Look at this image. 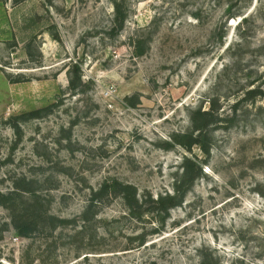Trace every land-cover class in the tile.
<instances>
[{"label": "rangeland", "instance_id": "rangeland-1", "mask_svg": "<svg viewBox=\"0 0 264 264\" xmlns=\"http://www.w3.org/2000/svg\"><path fill=\"white\" fill-rule=\"evenodd\" d=\"M118 1L0 0V191L45 199L24 236L0 205V264H264V0ZM183 164L167 213L92 200L172 194Z\"/></svg>", "mask_w": 264, "mask_h": 264}, {"label": "trees", "instance_id": "trees-1", "mask_svg": "<svg viewBox=\"0 0 264 264\" xmlns=\"http://www.w3.org/2000/svg\"><path fill=\"white\" fill-rule=\"evenodd\" d=\"M124 2L114 0L113 7L115 10L114 18L119 21L122 13ZM81 83V67L78 62H75L69 69V84L73 88L78 87V83ZM212 99L210 102L212 103ZM51 107V106H50ZM50 108L46 107L43 109L33 110L27 112L19 117L20 120H27L31 118L41 117L44 111H49ZM200 116H209L210 111H201V107L196 111ZM19 121L13 123V127L19 128ZM208 124H201L196 126L198 135L202 132L203 127ZM178 141L177 139H175ZM199 140H195L194 143H198ZM179 143H183L179 140ZM201 143V142H200ZM201 147L207 151V148L201 144ZM183 170L174 183V193H166L165 195H159L156 199L145 198L141 200L138 198L137 188L128 183H123L118 180L112 182L105 181L100 190L93 193L92 200L107 195L110 191L114 190L119 192L129 210L134 217H140L144 212V204L149 202V205H153L154 209L162 212H168L170 208L180 205L185 197L189 188L193 185L195 180L202 174L201 164H183ZM39 181L35 179H29L26 176L21 177L16 182V189L8 193L0 191V205L5 206L12 212V223L14 228L18 231L19 235H25L33 226L37 223V218L41 217L43 213V207L45 204L44 197L39 193ZM103 195V196H102ZM99 198V199H100Z\"/></svg>", "mask_w": 264, "mask_h": 264}]
</instances>
